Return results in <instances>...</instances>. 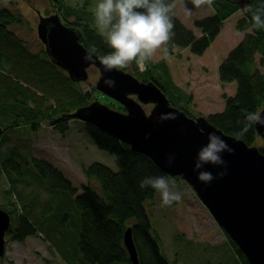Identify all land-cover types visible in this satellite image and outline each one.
Listing matches in <instances>:
<instances>
[{
	"label": "trees",
	"instance_id": "1",
	"mask_svg": "<svg viewBox=\"0 0 264 264\" xmlns=\"http://www.w3.org/2000/svg\"><path fill=\"white\" fill-rule=\"evenodd\" d=\"M53 1L59 9L56 12L63 19L73 16V20L65 24L79 27L80 42L87 49L95 47L98 54L111 51L96 26L94 12L88 10L90 0H85L82 6L69 5L66 0ZM260 2L262 0H251L250 5L255 8ZM6 6H0V125L6 133L20 123L35 128L41 121L48 120L64 134L71 119L66 114L90 103L89 95L81 90L78 83L71 81L66 72L50 62L43 48L33 52L21 38L9 31L8 26L20 22L21 18ZM211 7L213 15L194 22L195 28L201 32L200 36L187 28L173 12L175 34L166 45L169 51L177 46L188 48L194 55H203L218 37L225 21L241 10L235 0H214ZM251 16L250 12L244 11V16L237 22V29H249ZM4 21L8 23L6 28ZM257 53L264 63V28L246 33L218 67L220 80L223 83L235 82L236 90L232 96L223 94V109L206 117L211 124L229 135L235 136L240 131L241 124L238 122L247 113L259 112L264 107V73H260L256 65ZM17 63L25 74L14 68ZM133 63L139 80L154 81L172 102L179 105L177 108L195 117L189 111L191 94L184 93L174 83L164 61L151 63L148 60L143 71ZM93 90L97 92L95 100H99L97 95L107 99ZM115 103L117 109L125 110ZM5 118L12 121L3 124ZM84 131L98 148L111 156L118 170L113 171L99 162L83 167L88 182L81 186L78 194H75L76 189L62 172L46 161L33 160V167L28 168L24 162L21 165L13 159L12 153L16 150L0 157L1 169L9 185L13 186L5 191L14 197V208L7 210L12 219L8 236L22 241L38 233L37 223L39 226H46L47 223L46 227L52 230L56 228L60 233L59 239L65 248L61 256L67 264H131L123 243L124 232L131 226L140 264H170L161 252L159 239L152 234L151 221L143 204L155 190L139 187L145 177L166 174L149 157L131 150L128 144L96 126L84 123ZM239 138L248 145L258 146L255 124ZM23 194H28L29 199ZM50 202L57 207H54L53 213L47 214L51 212ZM17 203H20L19 212L18 206H15ZM35 209L42 213L33 221L31 217L34 218L32 212ZM66 220L69 223L67 228ZM64 229L74 230L78 235L73 252L66 239H70L71 234H66ZM75 233L72 234L73 238ZM227 239L241 264H249L228 236Z\"/></svg>",
	"mask_w": 264,
	"mask_h": 264
},
{
	"label": "rangeland",
	"instance_id": "2",
	"mask_svg": "<svg viewBox=\"0 0 264 264\" xmlns=\"http://www.w3.org/2000/svg\"><path fill=\"white\" fill-rule=\"evenodd\" d=\"M84 1L66 0L69 5L79 6H82ZM100 2L102 0H90L88 10L94 12ZM185 3L193 9L191 17L186 16L184 13ZM175 4L174 15L187 28L194 31L196 36H200L201 32L195 28L194 22L197 19L213 15L212 7L205 5L198 9L193 8L188 0H175ZM5 5L12 12L18 13L21 18L20 22L9 25V31L14 36L21 38L33 52L42 48L44 50V45L38 38L36 31L39 23L37 11L48 9L53 13H57L56 11L59 9L56 8L55 2L53 0H0V6ZM243 16L244 10H240L227 19L218 37L203 55H194L188 48L175 46L172 47L171 51L168 50L167 55H165L163 49H158L150 59L151 63L164 61L174 83L184 93L191 94L192 102L189 108L191 114L207 116L210 113L219 112L224 107L223 94L234 95L235 82L223 83L219 78L218 67L228 53L242 41L246 33L250 32L237 29V22ZM66 18L67 20L62 18L61 21L65 23L73 20V16ZM237 33H241V35H237ZM255 60L260 73H264V63H262L261 55L257 53ZM14 68L25 74L19 63ZM139 70L143 71L140 68ZM125 71L135 75L134 63ZM98 75L99 72L96 69L90 68L88 79L77 82L81 90L88 93L90 101L95 100L94 97L97 92L93 89L96 90L95 82ZM166 96L169 99L168 95ZM97 97L100 102L117 109V104L107 96H105L107 99L101 95H97ZM170 103L175 107H179L171 100ZM144 108L146 112H149L152 105H145ZM11 118H5L2 123H10ZM257 143L258 146L261 145L262 139L260 137ZM10 151H15L12 153L14 160H17L20 164L24 162L28 168L33 167V160H42L52 164L70 181L76 189L75 194H78L81 191V186L88 182L83 167L93 162H99L113 171L118 170L111 156L105 150L98 148L86 135L84 122L77 118H71L68 121V128L64 134L56 130L48 120L41 121L35 128L20 123L18 126L10 128L0 139V157ZM170 178L175 180V190L182 193L180 202H174L171 206H162L160 194L154 191L153 195L143 203L151 221L152 234L159 239L161 252L170 264H241L237 253L228 243L226 233L217 224L192 187L181 177ZM10 188H13V186L9 185L6 175L2 171L0 208L6 211L12 208L14 203V197L5 192ZM23 195L29 199L28 194ZM15 206H18L16 208L19 212L21 210L20 203L15 204ZM49 206L51 212L47 214L53 213L54 207H57L52 202ZM67 209L70 208L67 207ZM58 212H61V210ZM41 213L42 211L35 209L32 212L34 218L31 217V219L35 221V218L39 217ZM65 223L67 228L69 223L67 220ZM46 226H39L37 223L38 233L34 236H28L22 241L13 240L7 233L5 254L0 257V264H67L61 256V251L65 248L61 245L60 233L56 228L52 230V228ZM64 230L66 234H71L70 239H66L70 243L73 252V244L78 240V235L74 230ZM73 233H75V238L72 236ZM67 254L69 255L68 251Z\"/></svg>",
	"mask_w": 264,
	"mask_h": 264
},
{
	"label": "water",
	"instance_id": "3",
	"mask_svg": "<svg viewBox=\"0 0 264 264\" xmlns=\"http://www.w3.org/2000/svg\"><path fill=\"white\" fill-rule=\"evenodd\" d=\"M235 1L241 10L251 3V0ZM36 31L50 62L65 71L71 81H86L89 69H96L99 72L96 90L125 109L117 110L94 100L66 116L90 123L128 144L131 150L149 157L167 176L181 177L248 263L264 264V125L255 124L261 145H248L241 138L224 133L206 116L191 117L173 106L154 81H141L123 69L105 71L98 62H86L84 57L89 49L80 42L81 32L63 23L55 12L40 16ZM107 79L113 80L114 85H106ZM148 104L152 108L146 112L144 106ZM167 113H174L176 119L160 120ZM259 113L264 116V107ZM213 132L234 151L222 154L226 167L204 165L203 170L216 177L205 183L198 181L194 166L198 151ZM220 172L226 175L220 177ZM1 173L0 166V180ZM11 220L9 212L0 208V257L5 254ZM123 243L131 264H140L131 226L124 232Z\"/></svg>",
	"mask_w": 264,
	"mask_h": 264
},
{
	"label": "clouds",
	"instance_id": "4",
	"mask_svg": "<svg viewBox=\"0 0 264 264\" xmlns=\"http://www.w3.org/2000/svg\"><path fill=\"white\" fill-rule=\"evenodd\" d=\"M193 8L207 5L211 7L214 0H188ZM175 0H102L94 11L96 26L111 51L106 54L94 55L96 48L92 47L86 53L84 60L88 63L98 62L105 71L128 68L133 62L141 69L146 68V61L150 60L158 49L168 53L166 45L174 36L173 9ZM186 16L193 15V9L184 5ZM244 11L250 12L252 29L264 28V0L255 8L246 5ZM241 35V33H237ZM111 79L105 80L108 86L114 85ZM174 113L162 114L160 120H174ZM240 131L234 135L244 136L253 124L264 125V116L259 112H249L244 117ZM207 144L197 153L194 171L198 181L209 183L216 177L209 171L203 170L204 165L226 167L223 153L231 154L234 149L229 147L224 139L214 132L207 136ZM116 158L115 156L113 157ZM171 163V158L169 159ZM226 172L218 173L222 177ZM141 189L151 188L160 194L162 206H171L182 200V193L175 190V180L167 175L148 176L141 180Z\"/></svg>",
	"mask_w": 264,
	"mask_h": 264
},
{
	"label": "bare ground",
	"instance_id": "5",
	"mask_svg": "<svg viewBox=\"0 0 264 264\" xmlns=\"http://www.w3.org/2000/svg\"><path fill=\"white\" fill-rule=\"evenodd\" d=\"M48 11V9H42V11L39 9L38 11H37V14L40 16V15H42L43 13H45V12H47ZM57 14L59 15V13L57 12ZM59 17H60V19H62V17L59 15ZM4 24H5V28L8 26V23H5V21H4ZM9 27V26H8ZM9 29V28H8Z\"/></svg>",
	"mask_w": 264,
	"mask_h": 264
},
{
	"label": "flooded vegetation",
	"instance_id": "6",
	"mask_svg": "<svg viewBox=\"0 0 264 264\" xmlns=\"http://www.w3.org/2000/svg\"><path fill=\"white\" fill-rule=\"evenodd\" d=\"M48 13H44V15H40V16H46L47 14H52L53 13V11H47ZM39 16V15H38ZM40 16H39V18H40ZM123 111H125V110H123ZM1 126V125H0ZM2 127V133H1V135H0V139L4 136V134H6L5 133V130H4V127L3 126H1Z\"/></svg>",
	"mask_w": 264,
	"mask_h": 264
}]
</instances>
